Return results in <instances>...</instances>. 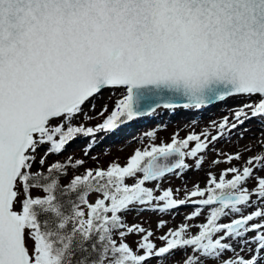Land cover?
<instances>
[{"label": "snow or ice", "instance_id": "1", "mask_svg": "<svg viewBox=\"0 0 264 264\" xmlns=\"http://www.w3.org/2000/svg\"><path fill=\"white\" fill-rule=\"evenodd\" d=\"M106 88L124 91L111 111L101 106L100 122L88 124L94 98ZM145 91H154L156 101L146 104ZM236 96L247 99L210 122L215 134L205 129L137 148L125 164L86 168L63 189L58 177L83 167L84 159L69 155L45 167L49 155L78 135L91 138L87 155L97 133L158 108L201 109ZM254 117H264V0H0V264H85L74 258L88 251L84 244L94 235L92 251L97 243L101 249L93 264H146L189 247L193 254L183 264L222 256L220 264H258L264 258V176L257 173L264 154L218 177L207 173L205 186L185 188L183 198L179 189L161 187L165 176L190 168L188 159L199 169L210 146ZM239 159V153L217 151L212 164ZM34 189L43 195H33ZM58 191L77 193V201L65 209ZM132 205L161 214L192 205L186 221L208 211L196 234L190 233L194 225L181 223L160 235L157 247L151 230L121 217ZM246 208L253 210L244 214ZM41 214L53 218L51 226L47 219L42 225ZM165 226L158 221V228ZM130 234H142L135 249L126 242Z\"/></svg>", "mask_w": 264, "mask_h": 264}, {"label": "rangeland", "instance_id": "2", "mask_svg": "<svg viewBox=\"0 0 264 264\" xmlns=\"http://www.w3.org/2000/svg\"><path fill=\"white\" fill-rule=\"evenodd\" d=\"M115 90H118L116 94L113 93ZM123 91V89L106 88L101 92L102 94L100 93L101 95L98 97V99H104L105 101L103 104L107 103L109 106V111H111L113 102ZM246 99L247 98L245 97L236 96L234 101H230L224 106L222 105L219 108L212 110L211 108H214L215 105L210 106L208 108L204 106L201 109L177 108L174 112H170L168 109L165 108H159L151 114L135 118L132 121L120 125L114 131L107 132L106 134L97 133L95 136V143L88 151L87 155H84L83 149L89 144L91 138L78 135L66 145V147L60 154L49 155L47 157V163L45 167H47V164H51L54 161L64 160L69 155H71L74 159H84L85 163L83 167H78L76 169L68 168V173L66 174L71 179L74 174H82L84 172V169L86 168H95L97 166L106 167L109 162L112 161H118L121 165H123L126 163V159L134 152L135 149H143L144 147L150 146L152 144L159 145L161 143H167L170 141V138L173 135H178L179 138H184L190 132H196L199 134L205 129H208L212 132V134H215L214 130L211 129L210 124H201L199 120L201 119L202 121H205L206 119V121H219L223 117L220 116L222 113L223 115L226 114L230 116V109H232L234 106L240 105ZM252 99L256 100L258 98L253 97ZM226 100L229 99L226 98ZM102 105L97 106L95 112L89 113L92 119L87 122L88 124L94 125L103 119V117L96 116V113L99 112ZM85 110L87 109L85 108ZM170 117L175 118L176 121L174 122L173 118L170 119ZM252 121L255 124L260 125V128L264 130V117H254L252 118ZM150 131L153 132L152 136L147 135V133ZM242 131L244 130L242 129ZM128 132L130 135L128 134ZM79 137H82V139H79ZM229 142V138L224 137L217 141L214 146H210V150L213 149V152L211 153V151L208 150L206 153L203 154L205 156L204 160H206L207 162H203L202 166L199 169L193 167V160L188 159L186 162L190 165V168L187 171L183 172L179 177L176 176L175 173L165 176L161 183V187L167 188L171 186L174 190L179 189L180 191L177 198H183L185 188L191 190L192 187L197 184L201 187H204L208 178L207 173L211 172L213 175H215L214 172H216V170H214L212 167L215 166V164H212L213 157L217 155V151H223L228 153ZM225 144H227L226 148H224ZM47 147L48 145H44L38 149L36 153L37 158H39V156L43 154L44 150ZM228 165L230 164H218L219 167H224ZM35 168L36 166L34 165L33 170H35ZM261 176H264V172L261 174ZM126 182L131 184L133 181L131 179H127ZM247 184L248 187H252V180H249ZM147 186L152 187L153 185L152 183H148ZM37 194L43 195L42 192H38L34 189L33 195ZM95 198V193H92L88 196V199L90 201L94 200ZM253 199H255V197H253ZM141 207L142 206L139 205H132L130 206L129 210L121 212L120 215L128 225L140 223L146 230H151L153 232V236L151 237V239L154 241L157 247L162 246V242L159 240L158 237L166 233L168 228L175 229L181 223L187 222L194 225L193 227H191L190 233L196 234L199 229L195 225L204 222L206 213L208 211V209L205 208L204 214H202L198 219L186 221L185 215L192 213L194 210V206L192 205L180 206L179 208L172 209L167 213L163 214L155 211H141L139 210ZM248 212L250 211L248 210L245 214H247ZM230 218H234V214L231 217L227 218L226 222ZM160 220L165 221V227H157L158 221ZM112 235L114 239H118V231L114 230ZM139 235L142 234H130L125 238L126 242L129 243V245L133 249L137 247L134 241L139 239ZM252 235H254V233H249L248 236L250 237ZM233 243L234 246L238 249V242ZM251 247L254 248V245H252ZM192 254V249L190 247L184 249L177 248L176 250L170 252L167 256H162L159 258L153 257L149 259L148 261H146V264H183L185 258L188 255ZM242 254H246L245 256L248 255L247 248ZM195 255L199 257V253H195ZM232 255L233 253L231 252H227L224 254V256ZM223 258L224 257L222 256L221 258H219L218 261L200 258L199 264H220V261H222ZM262 261L264 262V260Z\"/></svg>", "mask_w": 264, "mask_h": 264}, {"label": "bare ground", "instance_id": "3", "mask_svg": "<svg viewBox=\"0 0 264 264\" xmlns=\"http://www.w3.org/2000/svg\"><path fill=\"white\" fill-rule=\"evenodd\" d=\"M118 90H115L113 93H117ZM102 94V93H101ZM99 94L97 97L94 98V102L96 104V107L97 106H100L104 103V99H98V97L101 95ZM229 100H224L222 102H219V103H216L212 106H214V108H211L212 109H217L219 108L220 106H224L225 104H227L228 102L230 101H234L235 97H229L228 98ZM86 109H88V104H86V106L84 107ZM176 110V109H175ZM175 110L171 111V112H174ZM226 114L223 115V113L220 115V116H225ZM173 117H170V119H172ZM173 121L175 122L176 119L173 118ZM201 122V124H205V125H209L211 120H208L206 121H202L201 119L199 120ZM242 128L244 131H242ZM132 131V130H131ZM243 132V134H241ZM107 132H104V131H101L99 132L98 134H106ZM129 134V132H128ZM127 134V135H128ZM130 135V134H129ZM225 138H229L230 142H229V152L230 154H235V153H239L240 154V159L239 161H232L230 165L228 166H221L219 167L218 164H215V166H212L214 170H216V172H214V174L216 176H219V174L221 173L222 170L230 167V166H233V165H244L245 164V161L247 158L251 157V156H254V155H257V154H264V130H262L260 128V125L258 124H255L253 121H252V118L251 119H248L245 121V123L241 126H239L237 129L235 130H232L230 133H228ZM79 139H82V137H79ZM104 139V138H103ZM102 139V140H103ZM82 141V140H81ZM226 145L224 146V148H226ZM223 148V149H224ZM210 150V149H209ZM211 153L213 152V149L210 150ZM216 158V156L213 157V160ZM212 160V161H213ZM203 162H207L206 160H204ZM210 166V165H209ZM264 172V170H261L259 171L257 174L261 176V174ZM194 180V179H193ZM192 184V183H191ZM248 187V184L246 185ZM249 189H251V187H248ZM187 206V205H186ZM252 211L253 209L252 208H246V209H243V212L244 214L247 212V211ZM227 218L229 217H225L221 220V223H224L226 222ZM176 221V220H175ZM249 235V234H248ZM247 238V237H246ZM246 250V248H245ZM246 255V254H245ZM261 256L264 257V252L261 253ZM264 260V258H262L258 264L260 263H263L264 262L262 261ZM262 261V262H261Z\"/></svg>", "mask_w": 264, "mask_h": 264}, {"label": "trees", "instance_id": "4", "mask_svg": "<svg viewBox=\"0 0 264 264\" xmlns=\"http://www.w3.org/2000/svg\"><path fill=\"white\" fill-rule=\"evenodd\" d=\"M63 177H64V180H63ZM58 180H59L60 189H63V187L66 186L70 182L69 177L67 178V174L60 175L58 177ZM57 195H58V199L60 200V202L62 204H64L65 209H67L69 207L67 202L69 200H71L73 202H76L78 194L77 193H69L67 195H61L60 192L58 191ZM39 219H40L42 225H43L44 220L47 219L49 221V225L51 226V221H52L53 218L48 216V215H46V214H41L39 216ZM70 227L71 226L69 225V230H70ZM97 240H98V237L94 235L91 238V240L85 242L84 247L87 248L88 251L87 252L78 251L76 253L74 259H84L85 260V264H93V261H98V259H99V251L101 249V245L97 243V251L96 252H93L92 248H91L92 244L96 243Z\"/></svg>", "mask_w": 264, "mask_h": 264}, {"label": "water", "instance_id": "5", "mask_svg": "<svg viewBox=\"0 0 264 264\" xmlns=\"http://www.w3.org/2000/svg\"><path fill=\"white\" fill-rule=\"evenodd\" d=\"M148 88L150 89L151 86H148ZM156 99H157V96H156V93L154 91H145L144 100H145L146 104H150V103L156 101ZM214 103H212L210 105H213Z\"/></svg>", "mask_w": 264, "mask_h": 264}]
</instances>
